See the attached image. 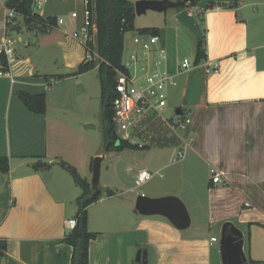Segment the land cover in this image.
Segmentation results:
<instances>
[{
	"label": "crops",
	"instance_id": "crops-1",
	"mask_svg": "<svg viewBox=\"0 0 264 264\" xmlns=\"http://www.w3.org/2000/svg\"><path fill=\"white\" fill-rule=\"evenodd\" d=\"M185 10L204 34L205 61L217 62L219 72L207 75L202 65L180 71L183 59L194 60L191 33L175 20L176 10L162 12L164 67L176 83L168 89V105L174 116L188 115L190 124L169 141L183 153L174 156V190L140 195L177 197L190 225L178 230L163 217L139 215L132 195L102 197L87 208V228L96 235L89 243V264H136L138 253L149 249L151 264H214L227 222L242 232L247 261L264 264V0H198ZM6 11L0 0V44L9 42L10 51L8 72L0 73V157L9 162V172L0 173V241L7 244L0 264H70L72 249L60 240L72 230L67 222L74 220L81 191L59 165H76L64 157L71 143L65 151L62 129L64 121L72 122L67 115L79 114V103L95 90L84 84L93 70L75 75L84 59L80 47L22 54L8 40L9 32L26 27L17 13L3 26ZM66 24L54 29L64 34L59 45L79 26L70 17ZM34 30L35 37L43 33ZM54 53L62 55L64 74L53 72ZM22 92L44 93L45 114L25 109L17 96ZM36 163L47 167L33 170ZM211 169L220 183L211 182Z\"/></svg>",
	"mask_w": 264,
	"mask_h": 264
},
{
	"label": "rangeland",
	"instance_id": "rangeland-1",
	"mask_svg": "<svg viewBox=\"0 0 264 264\" xmlns=\"http://www.w3.org/2000/svg\"><path fill=\"white\" fill-rule=\"evenodd\" d=\"M41 2V9H34L35 14L43 18L53 16L62 18L65 21L64 27H66L69 15L75 12L78 15V18L75 20V25L80 26L84 13V0H41ZM166 19L163 13L151 11L144 15L134 16L133 27L135 31L127 33L124 36L125 47L123 60L126 59L128 52L132 50V47H128V45L137 34V30L151 27L161 30V28L165 26ZM2 21L4 26V18ZM79 26L76 27L75 30H77ZM180 29L185 32L184 28ZM34 31L33 27H26L18 33L9 32L10 38L8 40L13 41L14 46L19 47L22 54H27L31 50L34 53V48L41 49L42 47H53L54 49L55 47L82 48L70 36H65V45H59L58 43L62 42L64 38V34L61 31L51 30L50 32L41 33V35H37L36 37ZM190 35L191 40L189 46L194 49L197 39L192 34ZM25 45L28 48H23ZM35 58L38 60L41 59L42 53L37 52ZM189 59H192V57H189ZM62 60L61 54L54 53L52 58L54 66L53 72L65 73ZM84 79L85 85H94L96 88L94 91L89 90L90 95L84 97L82 102L79 101V110L80 113L83 114L72 113L73 115H67L66 120L70 119L72 116V122L64 121L63 126L65 127L62 129V131H64V137L62 135L61 138L64 141L65 151L66 144L69 148L70 140L71 145L69 151H66L67 155L64 154V157L66 158L67 156L68 160L76 164L75 169L78 175L82 179L85 178L90 184L93 161L96 157L103 156L100 165L98 186L102 191L101 198L107 197L106 191H111L112 194H120L124 198L130 195L136 198L140 194L153 196L161 192L163 194L172 192L175 186V182L173 181L174 172L178 167V164L175 162L177 156L175 159L174 156L177 152H180L178 148L180 144L171 145L169 142L174 139V131H172L169 126L172 124L171 121L176 117L174 116L172 107L168 105L161 117L147 118L137 123L135 128L132 129L133 139H135V142L139 143V145H143L144 148L140 146L138 149L125 148L121 151L103 153L102 107L97 69H93ZM86 120H89V125H92L91 128L85 129V125H82ZM180 147L182 149V145ZM140 170H145L155 176L140 187H136L134 185L133 173ZM156 173H158V175ZM130 189L132 193H126V191ZM216 236L218 237L217 234ZM214 264H221L220 258H218Z\"/></svg>",
	"mask_w": 264,
	"mask_h": 264
},
{
	"label": "trees",
	"instance_id": "trees-1",
	"mask_svg": "<svg viewBox=\"0 0 264 264\" xmlns=\"http://www.w3.org/2000/svg\"><path fill=\"white\" fill-rule=\"evenodd\" d=\"M35 0H5V7L14 10L22 17L25 27H33L43 33L50 32L56 28V18H42L34 13L33 4ZM86 8L89 10L93 22L97 27L95 42V52L108 62L110 67L104 65L96 66L95 62L83 61L75 71V75L87 73L97 69L100 83V98L102 107V135L103 153L110 151H121L125 148L138 149L139 143L118 140L112 123L111 102L115 98L114 85L116 71H124L122 65L124 53V36L133 32L134 9L133 3L129 0H86ZM237 0H234L236 3ZM198 0H193L190 4H183L176 11L180 12L187 7H194ZM139 35L157 36L163 39V32L158 28H144L136 31ZM205 37L196 40L194 66H198L205 60ZM8 62L6 55L0 54V73L8 72ZM18 98L29 112L36 115H44L46 112V97L44 93L28 94L18 93ZM182 114V113H181ZM176 116L180 118L182 115ZM141 148H144L143 145ZM59 165L71 176L74 184L80 189L81 194L75 200L76 214L74 217L75 226L60 240L61 243L71 247L72 255L70 264H89V243L95 239L96 235L89 232L87 228V208L101 198L102 191L98 188V194L92 197V189L86 179H82L76 169L66 163ZM47 167L36 163L32 165L33 170ZM9 172V162L5 157H0V173ZM212 182V181H211ZM107 196L113 195L111 191L105 192ZM6 241H0V257L5 256ZM248 264H255L250 259Z\"/></svg>",
	"mask_w": 264,
	"mask_h": 264
},
{
	"label": "built area",
	"instance_id": "built-area-1",
	"mask_svg": "<svg viewBox=\"0 0 264 264\" xmlns=\"http://www.w3.org/2000/svg\"><path fill=\"white\" fill-rule=\"evenodd\" d=\"M87 1L84 0V13L79 28L69 34V36L84 50L86 62H95L110 67L109 63L101 59L95 52V42L97 27L93 22L89 10L86 8ZM41 0H35L34 9H41ZM5 23H10L17 16L12 9H7ZM72 21L78 18L75 12L69 15ZM65 25L62 18H56V28ZM65 34H67L65 32ZM9 42L3 40L0 44V54H9ZM133 47L128 52L125 60L122 59L124 71H116L114 92L115 98L111 102L112 123L118 140L136 143L132 136V129L137 123L147 118H159L168 107V89L176 85L173 76L164 67L166 52L160 44L157 36L136 34L132 38ZM124 54V53H123ZM202 65L207 75L219 72L217 62L202 60ZM194 67L192 61L183 59L180 71H187ZM169 126L172 131H186L190 118L188 115L175 118ZM141 145H139L140 147ZM183 153L177 152V158H182ZM158 175V173H156ZM211 181L213 184L221 182V178L214 169L210 170ZM155 175L145 170H140L134 177V185L140 187L142 184L151 180ZM160 176V175H159ZM246 206H248L246 204ZM70 228L75 226V220L67 222ZM211 242H217L212 238Z\"/></svg>",
	"mask_w": 264,
	"mask_h": 264
},
{
	"label": "water",
	"instance_id": "water-1",
	"mask_svg": "<svg viewBox=\"0 0 264 264\" xmlns=\"http://www.w3.org/2000/svg\"><path fill=\"white\" fill-rule=\"evenodd\" d=\"M193 0H139L133 5L134 16H140L151 11L162 13L167 10H177L183 4L188 5ZM175 20L188 29L196 38L201 39V31L196 20L191 17L184 9L177 13ZM92 125H85L84 128H91ZM103 156L96 157L92 165V178L90 187L92 189V197L98 194L100 165ZM135 211L145 217L160 216L169 221L178 230H185L190 225V218L183 202L176 197L167 196L161 198H149L143 195L136 197L134 203ZM219 253L221 264H248L243 251V234L231 223H224L219 238ZM151 249L146 253H138L136 264H151Z\"/></svg>",
	"mask_w": 264,
	"mask_h": 264
}]
</instances>
